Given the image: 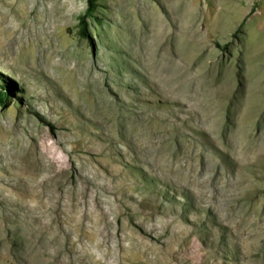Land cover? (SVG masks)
Listing matches in <instances>:
<instances>
[{"label":"rangeland","instance_id":"obj_1","mask_svg":"<svg viewBox=\"0 0 264 264\" xmlns=\"http://www.w3.org/2000/svg\"><path fill=\"white\" fill-rule=\"evenodd\" d=\"M4 2L9 13L6 27L15 32L16 44L10 54L0 56V74L7 78H0L7 95V103L0 106V142L14 137L25 145L28 142L38 160L41 141L55 144L71 137L64 111L78 101L86 109L80 111L87 115L90 111L95 118L78 117L106 136L102 145L112 137L115 146L129 155L126 166L113 163L114 170H121V175L114 176L108 169L111 164L102 162L101 155L82 152L84 141L76 153L56 150L61 173L57 182L47 183L46 208L37 205L23 210L16 204L15 190L11 201L0 204V264H113L114 256L106 255L108 246L119 254L120 244L128 247L143 238L161 249L155 254L160 260L156 264L168 252L170 261L177 259L173 264H264V240L250 234L240 241L225 228L227 221L215 224L212 207L222 206L226 217L232 212L226 202L235 198L233 209L239 215L248 213L243 225L252 226L258 213L264 218V203L218 190L205 192L206 201L215 194L213 204L198 208V198L187 190L182 166L201 142L206 156L218 157L220 175L228 176L227 181L215 177L213 163L196 156L200 180L208 179L210 189L236 177L241 188L264 190V0H98L96 12L87 19L88 37L81 36L79 23L87 0H0ZM161 30L164 38L158 42L156 32ZM158 60L163 61L162 67ZM91 70L99 82L90 86ZM89 89L107 95L110 105H98L101 100L90 95ZM118 107L131 118L123 128L114 126L109 117V110ZM131 126L144 144L152 146L142 150L149 162L136 158L138 137L129 133ZM216 137L219 151L213 149ZM90 138L98 148L99 140L93 134ZM240 145L251 156L252 169L229 165L232 149ZM72 146L67 144L66 151ZM10 153L6 154L9 159ZM235 155L237 161L242 157ZM153 158L179 164L181 170L150 177ZM12 161L15 170L24 160L20 154ZM242 172L244 176L239 175ZM37 175L42 179L56 174L43 168ZM120 180L126 181L121 191ZM53 189L56 197L61 195L57 209L48 199ZM106 200L118 213L108 219L112 225L108 240L96 231L90 234V223L98 219L102 205L106 208ZM42 213V222H36Z\"/></svg>","mask_w":264,"mask_h":264},{"label":"bare ground","instance_id":"obj_2","mask_svg":"<svg viewBox=\"0 0 264 264\" xmlns=\"http://www.w3.org/2000/svg\"><path fill=\"white\" fill-rule=\"evenodd\" d=\"M4 5H5V2L0 4V38L3 37L5 39L4 41L0 40V56H4V53L10 54L11 51L14 50V47H15V44H16V41H15L16 39H14L15 32L13 31V29L11 27H6V23L8 22L9 13L4 9ZM156 35L159 38V39L157 38L158 42H160V38L161 37L164 38V34H163L162 30H161V32L157 31ZM162 42H164V40H162ZM20 49H22L21 50L22 53L24 51H26V48H25L24 45L20 46ZM158 63H161V67H162L163 61L158 60ZM0 71H2V69ZM3 72L7 73L6 71H3ZM89 72H90V84H87V85L91 86L92 83H97L98 84V82H99L98 80L99 79L98 80L94 79V76H93L94 72H92V70L89 71ZM8 73H10V72H8ZM87 82L89 83L88 79H87ZM94 86H95V84H94ZM88 88H90V87H88ZM89 90H90V95H93L96 99L101 100V101H97L98 105L102 104L105 108L108 105H110L111 101L107 99V97H106L107 95H103V92H101L99 90H96V92L94 91L95 92L94 93L93 91H91L92 89H89ZM72 108L73 109H71V110L64 111V113H65L64 115L68 118V121H69V129L68 130L71 132L70 133L71 137H69V139L65 140V141H63V138H62L61 141L58 140L57 142H55V144H50L47 141H41L40 140L41 141V143H40V148L41 149L39 150V152L41 151L40 152L41 155L38 158V160H35L34 157H33L35 155V150H34L35 147L32 150L31 146H29L30 144L28 145V142H27V145H25L23 140H21L19 138H15V137H14V139L11 142L7 141V140H6L5 143L0 142L2 145L4 144L3 145L4 148L0 147V162L1 161L2 162L6 161V164L0 165V204H2L3 200L11 201L13 199V197H14L12 195L13 194L12 190H15V191L18 192V193H16V197H17L16 198V204H17V206H20V207L22 206L23 210H24V207L29 209V208H33V206H37V205H38V208H41V206L44 205V202H43L44 198L48 196V194L45 193V188L47 186L48 181L51 180L53 182L54 181L57 182L56 176H58V174L61 173V170L59 171V168H58V165H57L58 164L57 163V159L58 158H56L57 157L56 156V154H57L56 150H58L60 148L65 153H68V152H69V154H70V152L76 153L77 152V148L79 147L80 143H82L83 141H84V145L85 146L81 149L82 152H87V153H90V154L101 155V157H102L101 161L102 162L107 164V166H108V164H111V166H108V169L109 170L111 169V175H114V176L121 175V170H117V169L114 170V168H112V167L116 166L113 163L115 161H117V163L124 164V162L127 161V154L128 153L127 152H123L120 147L115 146V144H114L115 143L114 142L115 139L113 140L112 137L108 138L107 142L104 145H102V142L106 139V136H104L101 132L100 133L95 132L94 129L88 127L89 125L86 126V123L83 122V120H81V118L78 117V116L82 115L85 120L90 121V119H92L91 116L94 117V118H95V116L91 115L90 111H89L88 115L85 112H81L80 108H82V111H84L86 109H84V107L78 101H74V105H73ZM114 110H117V111H114ZM101 111L103 112L102 109H101ZM105 112H107V110ZM103 113L100 114V120L101 121H104L106 119L105 113L104 114ZM109 113H110L109 117L112 120H114L113 121L114 122V126H116V123H117L118 126L121 125V127L123 128V127H125L126 122L128 120H129L128 123L130 122V119H131L130 115L129 114L126 115V113L122 112V110L119 109V107H118V109L117 108L110 109ZM107 114H108V112H107ZM210 114L214 115L213 113H210ZM70 115H71V117H69ZM204 119L206 121H209L207 116L204 117ZM92 121H93V119H92ZM128 131H129L130 134L134 133L138 137V139H136L137 142H138V146H135V147H137V152H138L136 158L142 159V160L144 159V161L147 160L149 162V159H145L144 158L142 150H143V147H145L144 149H151L152 146L150 144H148V145L144 144L143 139L139 138V134L137 133V131L132 126L130 128H128ZM89 134L90 135L93 134V136H95L99 140V142L97 143V144H99V145H97L98 148H96V144H93V139L92 138L89 139ZM108 136H109V134H108ZM116 140H117V138H116ZM125 140H126V138H125ZM120 142H121V139H120ZM69 143L73 144V146L71 148V151H68V150L66 151V145L69 144ZM125 143H126V141H125ZM198 143H199V145L194 148L195 149L194 153L192 155L188 156L189 160H187L186 165H182L183 168H184L185 174H186L185 177L188 179V181H185L186 182V186H187V190L188 191H192L194 193L195 198L196 197L198 198V204H200L199 206H197L198 208L204 209L206 207L205 203L213 204L211 202V199L215 196V194L212 195L209 198V201H206L204 199V196H206V194L208 192L211 193V191H218V190H221L220 193H224L225 195L230 196V197L238 196L242 200L243 199H249V200H251V202L253 201L254 203H255V201L257 203L259 201H262L264 203V190H258L255 187H251V188L250 187H247V188L244 187V188H241L238 185V181H237L236 177H234V180H229L228 179L229 183L226 182L223 186L219 185L220 181L218 182V180H216L218 182L217 185H219L221 187H216V188L214 187V189H210V187H211L210 184L211 183L209 184V180L208 179H204L203 181H201L200 178L202 177V172L198 170V162H197V160H195L196 156L197 157L200 156L203 159L202 161H206V162L210 161V162L213 163V165L216 168V171H214L215 172V175H214L215 177H218L220 180H225L224 178H226L225 181H227V177L228 176H227V173H225L224 175H220L218 157L216 155H214V154H210V155L206 156L205 155L206 153L203 151V148H204V147H202L203 144L201 142H198ZM213 143H214L213 149L216 150V151H219L220 150L219 149V144H221V143H220V141L218 140L217 137L213 141ZM230 143H232V141H230ZM6 144H12L13 147H10L9 149H6L5 148ZM90 144L92 146L95 145L94 148H92V146H90ZM116 144H118V143H116ZM201 144H202V146H201ZM126 145H128V144L126 143ZM243 146L241 147V145H240V146H237V147L232 149L233 152H231V153L234 156V158H233L234 160L232 159L231 162L228 161L229 165L235 166V167H237V166L238 167H242L243 169L250 166V163L252 161L251 160V156L246 155L245 147H243ZM242 149H244V152L242 151ZM228 150H229L228 148L224 149L223 153H226ZM9 151L12 152V154L10 153L12 155L11 159H9L7 157V155H6V154L9 153ZM235 152L242 154L241 159H239L238 161L235 158V156H236ZM20 154H21V158L24 161H21V163L16 166L15 170L11 169L12 168V162H13L12 159H15L17 157L20 158ZM138 159H137V161H138ZM192 161L193 162L195 161V163H191ZM199 161H200V158H199ZM154 165H155V167H154ZM127 166H129V165H127ZM151 166H152V170L149 173L150 177L160 176L159 173L163 174L161 176H165L167 173H170V171H168V170H171V169L176 170L177 172H180V170H181V166L179 164H175L173 162H169V161H167V160H165L163 158H153V164ZM43 168H45V170H48L50 172L55 173L56 175H54L53 177L40 179V177H38L37 174L41 170H43ZM250 168H251V166H250ZM91 169H92L91 171L93 172V168H91ZM95 169H94L93 175H95L96 172H97V170H95ZM123 171L125 172L127 170L123 169ZM127 172H129V171H127ZM12 173L15 174V175L9 178L7 175L12 174ZM244 173H246V172H244ZM244 173L242 172V174H239V175L240 176H242V175L244 176ZM248 174H250V173H248ZM240 176H239V179H240ZM122 180H120L119 186L117 185L119 187V189H118L119 191H121V189L126 186V181H122ZM144 181L149 182L148 180H144ZM151 181H152V179H151ZM147 182H146V184H148ZM214 182H215V180H214ZM95 183H97V182H95ZM142 184L145 185V183H142ZM7 185H10V187L7 186ZM103 186L106 187V184H103ZM112 190H114V189H112ZM197 191H199V192H197ZM205 192H206V194H205ZM86 194H87V191H84L83 192V197H84L83 201H86ZM2 196H4V198H1ZM72 196H74V193H73ZM48 199L50 201H54V208L57 209L58 205L60 204L61 195L59 194L56 197V193H55V191L53 189L52 192H51V195L48 197ZM93 200L94 199H92V201ZM235 200L236 199L234 198L233 200H230V201L226 202V205H227L228 209L230 208L232 210V212H229L228 214H226V217H225V215H223L224 208H222V206H220V205L219 206H217V205L212 206L213 210L215 211V214L213 213V219L215 221V224H218L219 226H222L223 221H227L228 226L225 227V228L228 229V230L233 231L235 233V235L239 238L240 241H246L247 238H250V237H248L250 234L252 236L258 237L260 240H264V238H263L264 235L262 233V229L264 230V218H261L262 217V213H258L259 216H257V220H255L251 224L252 226L243 225L244 221L247 218V214L248 213L245 212L244 213V214H246L245 216H244V214L243 215H239L238 214L239 212L233 209V206L235 205V202H236ZM95 202H96V200H95ZM104 204H107L106 208H105L104 205H102V202L100 203V206L102 205V207H101V213L98 216V219L96 221H92V223H90L91 224L90 225V234L93 231H96L99 235H103V238L105 240L106 239L108 240V239H110V231L108 232V228L110 226H112V225H110L111 223H109L108 219H109L111 214L115 213L116 210L114 211L112 208H109L110 201L106 200L104 202ZM44 208H46L45 205H44ZM34 209L36 210V208H34ZM52 209H53V206H52ZM35 210H33V211H35ZM115 214H118V213H115ZM43 216H44V214L42 213L41 215H39L35 219V221L36 222H38V221L42 222ZM254 219H255V217H254ZM221 220H223V221H221ZM215 224H213V225H215ZM49 228H50V226H49ZM67 229H69V228L67 227ZM205 229H207V228H205ZM179 230H181V229H179ZM68 232H71V230L69 229ZM146 233H148V232H146ZM181 233H183V232L181 231ZM146 235L152 236L150 234H146ZM238 238H236V239H238ZM123 239L124 238H122V240ZM159 239H160V236L157 237V240H159ZM122 240H121V242H122ZM249 240H252V239H249ZM137 242H138V244H136V243L131 244V245L129 244L130 246H128V247H125V246L122 247L121 244H120V246H119L120 253L119 254H115L114 251H112V247L108 246V250H107L106 255H109L111 257L114 256L115 260H114L113 264H130L132 262L131 259H134V262H137L139 264H156V263L160 262V260L157 261L158 258H156V256H158V255L155 256V254H157L158 252H161V249L157 248L158 246L156 247L155 244L150 243L149 240H146L144 238L143 239H139ZM249 244H250V242H249ZM101 245L102 244H100L98 247L100 248ZM246 245H248V244H246ZM122 251H126L129 254H126V255L125 254H121ZM169 254H170V252H168V255ZM168 255H166V254L162 255L163 256V260L161 261V264H173L171 261H173V262H174V260L177 261L176 257H174V258L172 257V259L170 261L168 259ZM128 258H130L131 261L128 260ZM202 258H203V255H202ZM104 259H105V261L108 260V258L106 256L104 257ZM206 259L207 258L204 257L203 262ZM262 260H263V258H262ZM260 261H261V259H260ZM206 262L207 261H205V263Z\"/></svg>","mask_w":264,"mask_h":264},{"label":"trees","instance_id":"obj_3","mask_svg":"<svg viewBox=\"0 0 264 264\" xmlns=\"http://www.w3.org/2000/svg\"><path fill=\"white\" fill-rule=\"evenodd\" d=\"M87 11L84 15L79 17V23H80V27H81V36L82 37H88V17L93 16L94 13L96 12L99 4H98V0H87ZM0 78H4L7 79L6 77H4L2 74H0ZM1 82V80H0ZM3 90V86L0 85V106H3L7 103V95L4 93Z\"/></svg>","mask_w":264,"mask_h":264}]
</instances>
